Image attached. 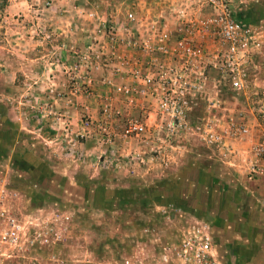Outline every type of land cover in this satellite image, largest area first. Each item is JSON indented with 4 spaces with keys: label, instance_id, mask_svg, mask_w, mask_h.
Masks as SVG:
<instances>
[{
    "label": "rangeland",
    "instance_id": "rangeland-1",
    "mask_svg": "<svg viewBox=\"0 0 264 264\" xmlns=\"http://www.w3.org/2000/svg\"><path fill=\"white\" fill-rule=\"evenodd\" d=\"M227 3L259 42L243 64L250 90L218 84L224 104L212 110L208 95L188 94L184 119L169 125L103 84L108 69L96 56L108 48L104 29L128 12L177 36L200 0H0V195L23 219L69 212L57 247L64 264H176L180 236L200 223L220 260L264 264V178L247 172L249 143L230 136L229 154L205 138L212 116L219 131L233 121L264 135L252 102L264 89V0ZM135 119L142 130L127 132ZM34 253L6 263L32 264Z\"/></svg>",
    "mask_w": 264,
    "mask_h": 264
},
{
    "label": "built area",
    "instance_id": "built-area-1",
    "mask_svg": "<svg viewBox=\"0 0 264 264\" xmlns=\"http://www.w3.org/2000/svg\"><path fill=\"white\" fill-rule=\"evenodd\" d=\"M200 1L203 5L196 7L200 14L184 17L179 29L185 31L177 36L160 19L143 21L132 11L127 13V22L108 25L103 31L108 48L96 56L108 69L102 83L114 84L115 92L125 95L131 108L159 111L167 117L165 124L181 123L189 108L188 94L208 95L207 107L212 110L222 109L224 104L217 94L218 84L229 83L237 91L250 90L243 64L251 47L259 42L250 40L247 30L230 18L227 0ZM188 8L183 5L178 11L184 14ZM214 70L219 73L218 78L213 76ZM87 80L89 88L90 77ZM252 94L253 107L264 113V89ZM218 121L213 116L208 118L206 140L229 154L236 152L228 145L230 136L248 141L247 172L264 178V135L253 138L249 125L233 121L219 131ZM142 128L135 119L126 131L137 134ZM69 225V212L60 208L51 210L49 215L20 218L3 206L0 195V264H7L8 258L21 250L37 252L32 264H64L57 247L65 240ZM174 251L176 264H242L217 257L206 223L184 232ZM106 264L136 263L125 256Z\"/></svg>",
    "mask_w": 264,
    "mask_h": 264
},
{
    "label": "crops",
    "instance_id": "crops-1",
    "mask_svg": "<svg viewBox=\"0 0 264 264\" xmlns=\"http://www.w3.org/2000/svg\"><path fill=\"white\" fill-rule=\"evenodd\" d=\"M258 139V138H257Z\"/></svg>",
    "mask_w": 264,
    "mask_h": 264
}]
</instances>
